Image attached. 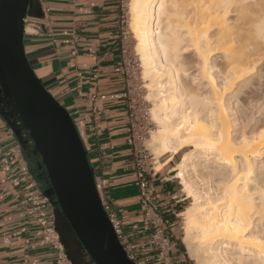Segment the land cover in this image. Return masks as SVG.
Instances as JSON below:
<instances>
[{"label": "bare ground", "instance_id": "obj_1", "mask_svg": "<svg viewBox=\"0 0 264 264\" xmlns=\"http://www.w3.org/2000/svg\"><path fill=\"white\" fill-rule=\"evenodd\" d=\"M127 7L157 126L149 140L155 171L181 155L173 173L192 201L180 214L187 254L200 264H264V106L255 79L264 61V0H128ZM190 170L214 178L220 197L210 187L211 195L199 186L198 193Z\"/></svg>", "mask_w": 264, "mask_h": 264}, {"label": "crops", "instance_id": "obj_2", "mask_svg": "<svg viewBox=\"0 0 264 264\" xmlns=\"http://www.w3.org/2000/svg\"><path fill=\"white\" fill-rule=\"evenodd\" d=\"M123 1L46 0L44 5L50 12L45 20L41 17L40 3L32 0L27 19L38 22L44 29L24 35L23 43L35 75L69 113L86 153L93 156L90 166L96 188L122 221L123 242L140 245L148 242L150 230L143 219L135 186L132 151L126 145L124 78L116 72L123 60L120 51ZM29 30L32 32L28 29V33ZM93 96L97 97L94 105L90 102ZM92 106L100 111L96 122ZM99 146H113L114 150L101 160L95 152ZM2 158L9 162L8 173L2 171ZM173 160L154 173L151 184L163 216L170 221L169 231L176 237L178 218L189 199L175 178ZM49 189L40 159L21 148L0 118V264H55V255L42 241L41 230L34 221L36 214L22 205L27 198L43 195ZM51 213L49 203L39 215L46 217ZM59 227L75 263L92 264L66 225L60 222ZM172 253L179 260H186L177 237ZM136 254L148 258L155 250L145 246Z\"/></svg>", "mask_w": 264, "mask_h": 264}, {"label": "water", "instance_id": "obj_3", "mask_svg": "<svg viewBox=\"0 0 264 264\" xmlns=\"http://www.w3.org/2000/svg\"><path fill=\"white\" fill-rule=\"evenodd\" d=\"M31 9L32 0H0V118L21 148L41 161L50 186L43 195L53 208L54 228L71 264L76 263L60 222L92 264H134L103 210L71 116L37 78L25 54V29H44L34 21L27 22Z\"/></svg>", "mask_w": 264, "mask_h": 264}, {"label": "built area", "instance_id": "obj_4", "mask_svg": "<svg viewBox=\"0 0 264 264\" xmlns=\"http://www.w3.org/2000/svg\"><path fill=\"white\" fill-rule=\"evenodd\" d=\"M37 1L40 3L42 15L46 20L47 15L50 12L49 8L44 5L46 0ZM124 4L125 1L122 2L123 14L120 23V51L123 60L118 66L116 72L120 73L124 78L125 91L122 97L126 102V145L131 149L133 155L135 186L138 189L140 204L143 210V219L147 223L150 230L148 242L146 244L140 245L124 243L122 221L118 218L110 204L105 202L100 197L102 201V207L128 259L134 264H191L187 260H179L177 257L172 255L173 242L175 241L176 237L169 231L170 221L163 216L151 184V179L153 178L155 170L151 164L150 154L144 146L150 134V118L144 103L141 101L142 87L138 86L129 78L128 68L130 66L125 60L126 48L124 46ZM27 22L31 21L28 20ZM35 24L36 26H40L38 22H35ZM28 29H32L33 33L38 31L36 27L28 26L25 29L24 35H29V33H27ZM75 54L76 52L73 51L71 56L74 57ZM93 75L96 76V71L93 72ZM96 100V96L90 98V102L93 105L95 104ZM92 115L95 122L100 117V111L95 106H92ZM113 150V146H109L108 148L99 146L95 152L101 160H105L107 152ZM1 164L2 171L8 173L10 171L8 160L6 158H2ZM47 204H49V200L40 193L27 198L22 203L23 206H29L31 211L36 214L34 221L41 230L42 241L50 247L55 255V264H71V261L68 259L66 249L60 241V236L54 228L53 213L46 217L39 215V212L42 210L43 206ZM145 246L152 247L155 250V254L148 258H139L136 252L139 248H144Z\"/></svg>", "mask_w": 264, "mask_h": 264}, {"label": "rangeland", "instance_id": "obj_5", "mask_svg": "<svg viewBox=\"0 0 264 264\" xmlns=\"http://www.w3.org/2000/svg\"><path fill=\"white\" fill-rule=\"evenodd\" d=\"M33 1H35V0H33ZM127 2H128V0H125V4H124V21H125V23H124V32H125V40H124V46H125V48H126V55H125V60H126V63H129V78L134 82V83H136L138 86H141V87H143V88H141V97H142V102L144 103V106L146 107V110H147V112H148V114H149V118H150V121H149V124H150V134H149V137L147 138V140H146V142H145V144H144V146H145V148L148 150V152H149V154H150V158H151V164H152V167L154 168V170H155V159H154V155H153V148H152V145H151V143H150V138H151V134L155 131V130H157V126H155L154 125V121L152 120V116H151V109L153 108V106L151 105V102H150V100L151 99H148L147 98V95H148V92H147V90H145L144 89V86H146V84H147V82L146 81H144L143 79H142V77H143V75H142V69L140 68V61H139V59L135 56V52H134V46H135V42H134V40L132 39V36H131V34L129 33V29H128V24H129V16H128V7H127ZM185 55H187V56H185V57H188V56H191V54H185ZM133 68V69H132ZM259 69V70H258ZM257 71H258V73L259 74H261V75H259V74H256L257 73ZM255 75L257 76H255L256 78L255 79H258V81H260L259 83L261 84V85H259L258 86V88H256L257 90L258 89H260L262 86V93H261V89H260V93L261 94H264V92H263V90H264V85H263V83H264V78H262V77H264V61L259 65V67L257 68V70H256V72H255ZM259 76H260V78H259ZM260 79V80H259ZM262 79V80H261ZM263 81V82H262ZM259 91V90H258ZM201 92V91H200ZM259 93V103L262 105V106H264V95H262V99H263V103H261V98H260V96H261V94ZM260 105V106H261ZM185 152V151H184ZM93 156H90V154H88V156H87V159H88V162H89V164H90V161H91V158H92ZM180 158H181V155H178V156H176L175 158H174V160H173V167L179 162V160H180ZM263 161V160H262ZM191 171V172H190ZM188 173H187V179L189 180V183L190 184H192V186H193V188H195V190L198 192V193H200L201 191V194H204V195H206V194H210L212 197H220V192L219 193H216V191H215V189H216V187H214V185H215V179L213 178L212 180L210 179V178H212L211 176H205V174H203L204 172L202 171V173H200L201 175H202V178H201V175L198 173V171L199 172H201L200 170H198V171H196V173L193 171V170H190ZM156 172V171H155ZM193 172H194V174H193ZM206 173V172H205ZM189 175V176H188ZM206 175H208V174H206ZM197 177V178H196ZM199 177V178H198ZM205 177H207V178H205ZM192 178V179H191ZM201 178V179H200ZM204 178L208 181H206V180H204ZM209 179L211 180V182L209 181ZM203 180V181H202ZM214 180V181H213ZM193 181V182H192ZM214 183H213V182ZM205 182H207V184H204ZM214 184V185H213ZM197 185V186H196ZM203 185V186H202ZM182 187L181 188H183V185H181ZM200 187V190L201 191H199V187ZM208 186V187H207ZM216 186V185H215ZM210 187V188H209ZM207 188H209V190L211 189V192L210 193H208L209 191H208V189ZM213 188V189H212ZM207 189V190H206ZM205 190V191H204ZM204 191V192H203ZM218 191H220L219 189H218ZM217 191V192H218ZM191 200H189V203L185 206V208H184V210L186 209V208H188L190 205H191ZM184 210H182L181 211V213L184 211ZM178 233H177V235H178V238L180 239V244L182 245V251L184 252V254H185V258H186V260L187 261H189L191 264H200V262H197V261H200V257H197L196 259H194V260H191V257L187 254V252H186V250H185V248H184V246H183V244H182V242H181V238H182V228H183V220H182V217L181 216H179V218H178ZM200 258V259H199ZM197 259H199V260H197ZM197 260V261H196Z\"/></svg>", "mask_w": 264, "mask_h": 264}, {"label": "trees", "instance_id": "obj_6", "mask_svg": "<svg viewBox=\"0 0 264 264\" xmlns=\"http://www.w3.org/2000/svg\"><path fill=\"white\" fill-rule=\"evenodd\" d=\"M178 238V235L176 236ZM178 242L180 243V239L178 238ZM180 246L182 247V245L180 244Z\"/></svg>", "mask_w": 264, "mask_h": 264}]
</instances>
